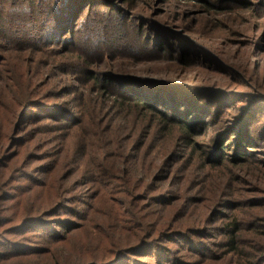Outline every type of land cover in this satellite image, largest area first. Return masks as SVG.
<instances>
[{
    "label": "rangeland",
    "instance_id": "374dc122",
    "mask_svg": "<svg viewBox=\"0 0 264 264\" xmlns=\"http://www.w3.org/2000/svg\"><path fill=\"white\" fill-rule=\"evenodd\" d=\"M71 1L34 0L33 18L39 7L44 32L48 25L56 34L52 44L40 42L36 49L14 53L0 39V148L14 158L8 182L0 186V251L13 241L47 253L10 256L6 264H103L118 249L180 229L182 218L188 219L187 227L203 220L200 233H191L199 250H186L187 264H264V236L246 227L264 216V208L256 207L264 202V102L226 101L202 92L172 99L157 110L170 117L168 109H175L174 119L185 130L175 125L168 140L158 135L139 148L148 125L159 117L135 109L126 95L117 98V88L102 80V73L113 71L253 92L255 81L264 83V0H78L79 12L67 18L64 6ZM50 9L51 15H44ZM8 20L4 15L0 37L10 30H38L27 23L6 27ZM151 20L217 50L244 80L202 68L188 48L189 56H183L180 41L170 35L162 39ZM25 40L19 34L18 42ZM86 58L90 62L83 65ZM156 119L155 132L162 134ZM119 160L131 170L137 167L139 179L135 175L127 182L131 195L107 176ZM238 161L243 165L236 166ZM156 165L157 173H142ZM158 193L169 200L167 209L146 205L144 198ZM239 199L249 208H241ZM55 205L77 212L66 232L53 221L71 215L48 214ZM214 212L223 214L212 218ZM30 218L40 221L24 224ZM231 220L248 232L235 233L237 250L228 254L223 248L227 232L221 228ZM255 229L264 231V226ZM161 243L181 258L179 243ZM129 259L156 264L146 251L121 264Z\"/></svg>",
    "mask_w": 264,
    "mask_h": 264
},
{
    "label": "trees",
    "instance_id": "16d2710c",
    "mask_svg": "<svg viewBox=\"0 0 264 264\" xmlns=\"http://www.w3.org/2000/svg\"><path fill=\"white\" fill-rule=\"evenodd\" d=\"M46 2L52 1V0H44ZM78 0H72L71 3L66 4L65 11H66V17L70 18L72 13L75 15V12L77 11V8L75 3ZM66 2V1H65ZM34 0H0V9H2V13L0 11V25L2 24V18L5 15L6 17L9 18L7 22H5L6 27H14V25L21 24L23 23L24 25L30 24V26H33V28H38L37 32H32L29 33L25 30L20 31L19 33L13 34L14 30L6 31L4 34L1 35L0 39L4 40L6 43V47L9 49H6L7 51H13L14 53L18 52H25L31 48H37L38 44L40 42H45V43H53L54 40H52L53 36H56L55 32H50L47 30L49 26H46V31L47 34L44 32V25L41 21L40 18V10L38 7V13L37 17L33 18L34 14ZM247 6V3H245ZM89 3H86V7H88ZM7 6V7H4ZM62 10V7H61ZM53 10H49L47 13L44 15H51ZM76 16V15H75ZM73 16V18L75 17ZM60 17V14L57 12V19ZM72 19V18H71ZM78 19L75 21V26L76 22ZM50 22V20H49ZM27 23V24H26ZM152 25L154 24L155 27V32L158 33V35L162 39H167V37L170 35L172 37H176L180 43L182 44L179 51L183 56H189L187 52L185 51L186 48L190 50V52H195L193 58L195 59L196 62H200L202 68L212 71V72H217L225 76H237L239 78H242L244 80L243 75H241L236 69L231 67L229 63H226L223 58L220 56V54L217 52V50H214L210 48L209 46L203 44L202 42L196 40L194 37L188 35L185 33L183 30L176 29L174 27H170L166 25L165 22H159L155 20H151ZM2 26V25H1ZM0 26V27H1ZM19 34H22L25 36V41L18 42ZM35 35L37 36L35 38ZM12 49V50H10ZM148 49L145 48L144 52L147 51ZM68 51V50H67ZM70 51V50H69ZM68 51V52H69ZM121 53V52H120ZM85 63H82L83 65H88L90 60L86 58ZM194 61V62H195ZM213 69H215L213 71ZM0 70H1V63H0ZM96 78L94 76H90V79ZM99 78V77H98ZM102 80L103 83L106 84L108 87H115L118 90V93L115 95L117 98L118 96L121 95H126L130 99V101L133 103L135 109H140L144 111H148L152 117L158 116L159 117V123L162 124L164 130L162 134H156L155 132V125L154 119L150 122V124L147 127V132L145 135V139L143 142L139 145V148H143L147 146L150 141L155 140V138L158 135H161V137H165L166 140H168L171 137L172 130L174 126L176 125L179 127L181 130H185V127L183 125H179L181 123H177V121L174 119V115L176 114L175 109H168V111L171 112V116L168 117L167 114H164L160 112L158 107L162 106L163 104H172L173 102H169L172 99H178L181 100L182 98H193L191 95L194 92H202V93H209L214 96V98L218 99H223L226 101H234L235 99H245V98H256L257 103H262L264 102V83L260 82L259 80L255 81V86L256 89L252 90L253 92H250L248 94L246 93H240L238 91H233V90H228L226 88L216 86L214 84H209V85H200V84H195V83H186V82H180L177 80H172V79H162V78H154V77H144L136 74H125V73H115L113 71H107L105 73H102ZM138 88L143 89L144 91L140 90V93L138 91H135ZM137 88V89H136ZM143 94V95H141ZM115 100V99H114ZM119 101V99H118ZM115 106V104H114ZM168 106V105H165ZM172 106V105H171ZM180 103L177 102L176 107H179ZM169 108V107H167ZM29 119V118H28ZM184 119V118H183ZM185 120V119H184ZM186 121V120H185ZM185 121H181L184 122ZM164 134V135H163ZM246 144V148L247 143ZM252 148V147H251ZM159 152V151H158ZM7 153H3V149L0 148V186L4 183L8 182V176L9 173L14 169L12 168L13 165V160L14 158H8ZM13 157V156H12ZM11 159V160H10ZM244 161H238L236 162V166L243 165ZM117 168L114 170L111 169L112 173L107 175L109 178L113 179L116 181V185L119 190L129 192V187L128 183L132 180V178L135 177L136 172H137V167H135L133 170H131L127 165H124L120 160L116 162ZM222 164L221 161H218L216 165ZM215 165V164H214ZM98 167L94 166V170H97ZM102 168V167H101ZM160 170V167L156 165V167L152 169H148L145 171H142V173L146 174H155ZM8 171V172H7ZM99 171V170H98ZM5 172L7 174L5 175ZM47 172L42 171L40 174H46ZM27 175H23L20 177L21 179L18 182H21V180H24ZM153 176V175H152ZM11 178H15V176H12ZM136 179H139V175H136ZM10 180V179H9ZM165 180V179H164ZM110 182V181H107ZM128 182V183H127ZM116 188V186H115ZM131 195V192H129ZM3 188H0V195H3ZM146 205H149L150 207H155V206H161L162 208H166L169 206V200L166 199L165 197H162L160 193L155 194V195H150L146 196L145 198ZM238 201L243 202V206H240L241 208H249L246 203L239 199ZM259 204H257L256 207H261L264 208V202L263 201H258ZM148 206V207H149ZM252 208V207H251ZM51 210L48 209V214H66V215H71L70 220H64L60 218L54 219L53 222L57 223H62L61 225V230H64L63 232H66L67 230V224L68 225H73L75 221L73 218L77 216V212L75 211L74 208L71 206H65V205H55L54 207L52 206L50 208ZM63 211V213H61ZM212 212V211H211ZM130 214V213H128ZM223 213H216L214 212L212 214V218L221 216ZM231 217V214L228 215L229 219ZM260 223L258 221H254L252 223H248L246 227L253 226L249 231L257 234V235H262L264 236V231L261 230H256L258 226L261 228V226H264V216L262 215ZM68 219V218H67ZM3 218L0 217V225L2 224ZM28 220H31L27 223L31 222H39L40 220L38 218H30ZM52 220V219H51ZM183 223L181 225V228L175 231H165V232H160L158 233L157 236H154L153 234L149 235L148 238L150 240L148 242H141L137 245L128 247V248H123V249H118L120 251L117 252L116 256L111 258L109 261L103 263V264H121L126 257L135 255L137 252H148L150 257L156 261V264H187L185 258V252L186 250L189 249L188 252H192L193 250H199L198 245H195V243L191 240V233L197 231L198 233L199 230L202 229V227H198L200 222H203V220H196L193 224L192 227H187L189 224L188 219L182 218ZM52 222V221H51ZM74 222V223H73ZM136 226H138V223H136ZM156 226L160 225L157 223ZM23 224L18 227H14L12 233L16 234L20 232L23 228ZM49 227V226H46ZM162 227L165 228L164 221L162 222ZM39 228L40 232H46L45 226L37 227ZM241 228H243L242 225H240L239 221H229L228 223L226 222L222 228L221 232H224L226 235V239L224 241V246L226 250H228V254L231 252H235L237 250L238 242H239V235H235L236 232H238ZM49 229V228H48ZM216 232L217 228L214 229ZM248 229H242L239 231L248 232ZM264 230V229H263ZM160 230H158L159 232ZM238 233V234H239ZM201 234L205 235V232H202ZM249 234V233H248ZM212 238H214V234H212ZM1 240V238H0ZM165 240L167 242H177L180 245L181 249V258L176 257L177 255L175 254L174 251H171L168 246H165L161 242ZM1 243V241H0ZM3 246V251H0V264H6L7 258L10 256H15L16 258H23L27 255H35L39 256L41 254H47V253H42L40 252L42 249L39 248L38 246H33V245H28V244H21L18 242H13V241H6V243ZM201 250H209L208 248L206 249H201ZM263 255V254H261ZM261 255H259L257 258H259ZM247 257V256H246ZM130 262L127 264H146L144 261H141L139 259H129ZM256 263V260H255ZM254 262H250L249 264H255ZM264 263V262H263ZM95 264H101V262Z\"/></svg>",
    "mask_w": 264,
    "mask_h": 264
}]
</instances>
